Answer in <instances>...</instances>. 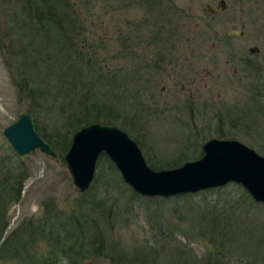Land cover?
Listing matches in <instances>:
<instances>
[{"label": "rangeland", "instance_id": "rangeland-1", "mask_svg": "<svg viewBox=\"0 0 264 264\" xmlns=\"http://www.w3.org/2000/svg\"><path fill=\"white\" fill-rule=\"evenodd\" d=\"M60 2L69 23L39 30L21 0H0V228L8 223L0 264H206L222 237H235L233 252L217 264H264V204L237 184L144 198L101 156L82 192L67 151L21 157L4 135L30 111L44 136L65 138L70 109L93 84L153 169L197 160L211 138L240 140L264 155V0ZM50 35L60 38L54 48ZM62 38L82 59L60 53ZM51 212L57 220L46 227ZM71 215L82 216L79 226Z\"/></svg>", "mask_w": 264, "mask_h": 264}, {"label": "water", "instance_id": "water-1", "mask_svg": "<svg viewBox=\"0 0 264 264\" xmlns=\"http://www.w3.org/2000/svg\"><path fill=\"white\" fill-rule=\"evenodd\" d=\"M209 12H213L212 7ZM237 34L244 36L242 32ZM251 52H257V48ZM17 119L4 128V135L19 156H29L36 149L56 155L51 143L35 128L30 111ZM71 138L64 159L79 191H89L101 156H106L125 183L144 198H171L234 183L243 187L256 203L264 204V155L243 141L211 138L203 145V155L197 160L157 170L148 164L137 141L117 125L90 123L81 126Z\"/></svg>", "mask_w": 264, "mask_h": 264}, {"label": "trees", "instance_id": "trees-1", "mask_svg": "<svg viewBox=\"0 0 264 264\" xmlns=\"http://www.w3.org/2000/svg\"><path fill=\"white\" fill-rule=\"evenodd\" d=\"M21 1H22L24 10L31 15L30 20L33 22V25L39 28V30H41V28L43 30H49V29H52L53 27L56 30H62L63 26H65L66 23H69L68 16L64 12L65 10L63 11V9L61 8L62 3L60 2V0H21ZM51 31H49V33H51ZM47 34H44L45 37L47 36ZM47 38L50 39V41H52L51 42L52 44L50 45L53 46V48H54V45L59 44L60 42L59 37H53V39H51V35H50ZM61 42H62V46L60 47H62V50L60 51V53L62 55L64 54V56H67L68 58H70L72 62L73 60L75 61L76 59L77 60L82 59L83 52L81 51L79 46L76 45V43L70 42L66 40L65 38H62ZM49 54L52 55V53H49ZM35 65L39 67L38 62H36ZM67 84H69V86L72 87L73 91H76V89L80 87V81H78V78L75 77L74 75L68 76ZM87 89H88L87 95L80 97L81 102L78 104L79 105L77 106L78 108L73 106L70 109L72 113L69 112L68 116L71 117V118L69 117L70 123H71L69 125L70 127L69 129H71V131L68 132V136H65L64 138V136H62L60 132L58 131L56 135L54 136V138L49 139L46 136H44V132L42 131L41 128H39L38 126L36 127V129L38 128V130H40V132L43 134L42 135L43 138L47 139L55 149L68 151V147L72 139L70 137L74 134L75 131H78V129L81 126H86L90 123H99V122L103 124H107V125H110V124L114 125L116 123L120 125L123 124V122H119L120 114L116 108V105L111 100L101 98L102 94H100L99 91L97 92L94 89L93 84H89ZM67 110L68 109H66V112ZM189 159H192V158H189ZM24 179L25 177H23L22 180L18 179L17 187L13 189L14 191L12 190L13 191L12 193L14 194V196L11 197L12 198L11 200L15 202L20 200L21 195H22L21 192L23 190ZM243 192L245 193V191ZM258 205H261V204H258ZM54 213L51 212L50 215L44 218L43 223L46 225V227L50 225L52 226L53 222L57 220V215H53ZM5 214L6 212L4 214H0V218L1 217L3 218ZM81 218L82 216L76 218L75 215H71L68 218V220L70 219L69 223L70 222L78 223L80 222ZM71 219L73 222L71 221ZM79 224L80 223H78L77 226H79ZM7 229H8V223L7 221H5V223L2 225V229L0 230V241L3 239V235L7 231ZM234 238L235 237H222L221 240H218V239L213 240L215 242L213 243V245L215 246V249L217 250L218 255L216 256L212 252L213 254H210L207 259L208 263L206 260L207 257H205L204 260H206V264H209V263L217 264V260H219L218 256L220 257L223 255H228V253L232 254L233 248H231V245L234 242ZM186 250H189L190 252V249H186ZM140 259H142V257H139V260Z\"/></svg>", "mask_w": 264, "mask_h": 264}, {"label": "flooded vegetation", "instance_id": "flooded-vegetation-1", "mask_svg": "<svg viewBox=\"0 0 264 264\" xmlns=\"http://www.w3.org/2000/svg\"><path fill=\"white\" fill-rule=\"evenodd\" d=\"M226 5H227V4L223 2V4H222V8L226 7ZM210 7H212V6H210ZM212 9H213V12H214V8H213V7H212ZM208 11H209V8H208ZM209 13H210V12H209ZM211 14H212V13H211ZM254 48H257V52L252 53V52H251V49H252V48L250 49V52H251L252 54H255V55H256V54H258V53L260 52V48L257 47V46L254 47Z\"/></svg>", "mask_w": 264, "mask_h": 264}]
</instances>
